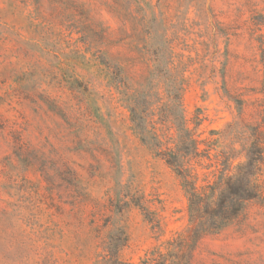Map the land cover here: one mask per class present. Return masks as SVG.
<instances>
[{
	"label": "rangeland",
	"instance_id": "374dc122",
	"mask_svg": "<svg viewBox=\"0 0 264 264\" xmlns=\"http://www.w3.org/2000/svg\"><path fill=\"white\" fill-rule=\"evenodd\" d=\"M167 42L204 185L216 154L264 142V0H0V264H98L114 225L124 263L264 264V163L261 196L193 240L178 178L133 128L123 85Z\"/></svg>",
	"mask_w": 264,
	"mask_h": 264
},
{
	"label": "trees",
	"instance_id": "16d2710c",
	"mask_svg": "<svg viewBox=\"0 0 264 264\" xmlns=\"http://www.w3.org/2000/svg\"><path fill=\"white\" fill-rule=\"evenodd\" d=\"M145 33L149 39L154 31L148 27ZM151 54L143 82L136 88L128 81L123 85V100L140 141L178 178L187 200L188 235L198 240L222 231L242 214L248 202L261 196L257 179L264 163V142L258 135L260 132H249L245 160L233 165V155L216 154L211 181L199 185L198 170L203 168L199 163L204 151L200 145L205 141L198 134V123L191 127L185 117L182 99L185 66L175 62L168 42L167 48L155 47ZM154 106L155 112L151 111ZM208 150L212 149L208 146ZM127 240L124 228L114 225L103 243L98 264H128L120 256Z\"/></svg>",
	"mask_w": 264,
	"mask_h": 264
}]
</instances>
